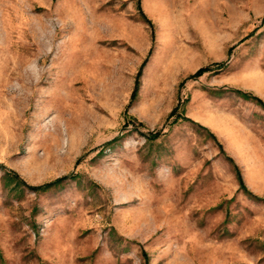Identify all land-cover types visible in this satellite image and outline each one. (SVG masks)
Here are the masks:
<instances>
[{
  "label": "rangeland",
  "instance_id": "obj_1",
  "mask_svg": "<svg viewBox=\"0 0 264 264\" xmlns=\"http://www.w3.org/2000/svg\"><path fill=\"white\" fill-rule=\"evenodd\" d=\"M0 264H264V0H0Z\"/></svg>",
  "mask_w": 264,
  "mask_h": 264
},
{
  "label": "trees",
  "instance_id": "obj_2",
  "mask_svg": "<svg viewBox=\"0 0 264 264\" xmlns=\"http://www.w3.org/2000/svg\"><path fill=\"white\" fill-rule=\"evenodd\" d=\"M209 66L208 65H203V66H200L199 68L196 69V71L193 73V74H201L203 71H205ZM237 92L241 93L244 97L248 98V97H255L258 101H261L259 100L260 98L256 97V96H252L251 94H249L247 91H243L241 89H236ZM178 117V116H177ZM175 120V118L173 119ZM158 134V131L157 132H153L152 136H156ZM15 177V173L11 174V175H5V179L8 180V177ZM11 180V179H10Z\"/></svg>",
  "mask_w": 264,
  "mask_h": 264
},
{
  "label": "crops",
  "instance_id": "obj_3",
  "mask_svg": "<svg viewBox=\"0 0 264 264\" xmlns=\"http://www.w3.org/2000/svg\"><path fill=\"white\" fill-rule=\"evenodd\" d=\"M244 98V97H243ZM246 99H249V98H244V100H246ZM243 124V127H244V132H248L249 131V129L248 130H246L247 128H245V127H248V124L246 123V122H243L242 123Z\"/></svg>",
  "mask_w": 264,
  "mask_h": 264
}]
</instances>
